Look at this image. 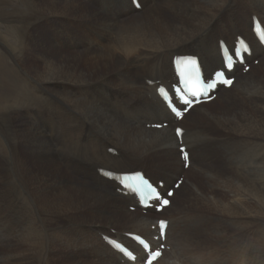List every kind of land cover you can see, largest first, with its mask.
I'll list each match as a JSON object with an SVG mask.
<instances>
[{"label": "bare ground", "instance_id": "obj_1", "mask_svg": "<svg viewBox=\"0 0 264 264\" xmlns=\"http://www.w3.org/2000/svg\"><path fill=\"white\" fill-rule=\"evenodd\" d=\"M245 1L0 0V264H142L125 233L156 234L165 215L171 249L154 264H264V47L250 17L264 23V0ZM227 28L259 65L235 69L229 89L177 122L148 79L174 81L173 56L192 51L211 74ZM149 158L154 180L185 176L156 217L130 210L135 199L100 173ZM118 225L141 260L105 242Z\"/></svg>", "mask_w": 264, "mask_h": 264}, {"label": "snow or ice", "instance_id": "obj_2", "mask_svg": "<svg viewBox=\"0 0 264 264\" xmlns=\"http://www.w3.org/2000/svg\"><path fill=\"white\" fill-rule=\"evenodd\" d=\"M131 3H133V5L136 8H140V0H131ZM261 42L264 43V40H262ZM224 51H225V46L221 43L220 55H221V60H222V69L220 71H216L214 73V76L221 86H226V87L230 88L234 83V79H231L228 77L233 76L234 64L237 62L242 64L243 62L238 61V60H233L230 63L229 62L230 57L225 56ZM232 55H236L235 51H233ZM174 63L177 67L178 74L182 78V82L184 83L185 86H188L190 81L186 76V69L184 67H181L182 64H186L188 66V70H190L191 72H193L195 74L196 80L201 85H203L199 90H191L190 89L192 99L185 98L181 94L179 88H173L172 89V96L175 97L176 102H178L180 104V108H182L183 111H180L178 108H176L174 105H172L169 102L171 100V97H168V93L165 91V89L163 87H158L156 89L157 93L160 95L161 99L164 100L166 106H168L170 108V110L172 112H174L177 117L183 118L185 112L192 109L195 106V104L203 102L200 99V97L207 96V98L209 100L214 98V97L208 95V92L210 90L216 89L217 83L211 82L213 80V75H211V74L208 75L207 77H202L199 61L194 56L177 57L175 59ZM247 70L248 69L245 68V71H247ZM221 78H223V79H221ZM205 80L208 82L205 83ZM149 83H152V82L149 81ZM161 126L162 125H159V124L154 125V127H157V128H159ZM175 133H176L177 137L181 138L179 140V143L182 144L183 143V140H182L183 130L177 128L175 130ZM178 151L181 154V156L185 162V166H188V160H189L188 152L185 151V149L183 147H179ZM107 175L111 176V173H108ZM115 179H119V178L116 177ZM123 179H125V180H128V179L142 180V176L140 173H136L133 176H124ZM145 183H147V182L145 181ZM148 186L151 187L150 184ZM127 187L130 188L131 186L129 185ZM160 187L162 188V185ZM176 187H179V185H176ZM153 190L155 191V189H153ZM133 191L135 192L137 190L133 189ZM172 196H173V192L170 190L164 191L163 194L160 191H156V195L153 198L154 204L152 206H155L158 211H163L167 206L170 205L171 201H170V199H168V197H172ZM153 228L158 229L157 235L153 237V240L157 243V247L154 249L149 247V245L145 244L144 240H142L139 236L134 237V239L139 241V243L144 248L145 254H144L143 259L145 261V264H154V261L161 258V256H162L161 249H163L165 247L163 241L166 240V229L168 228V222L166 220H160L158 222V224L153 225ZM111 243L113 245H115V247H117V248L120 247V245L116 244L115 241H111Z\"/></svg>", "mask_w": 264, "mask_h": 264}, {"label": "rangeland", "instance_id": "obj_3", "mask_svg": "<svg viewBox=\"0 0 264 264\" xmlns=\"http://www.w3.org/2000/svg\"><path fill=\"white\" fill-rule=\"evenodd\" d=\"M246 1L244 0V3H245ZM240 8L243 10V12L244 13H242L243 15L244 14H246V12H248V10H247V5H244L243 3H242V5L240 6ZM244 8V9H243ZM240 14V13H239ZM239 17H242V15H240ZM250 17L252 18V14L250 15ZM259 17V16H258ZM222 26H227V27H230L229 25H221V27ZM220 27V26H219ZM252 28V27H251ZM235 31H237V30H235V29H230V28H227V30H226V35H223L222 36V38H225V39H227L228 41H230L231 40V38H232V35L235 33ZM240 32H243L242 30L240 31ZM245 34V33H244ZM213 38H214V42H215V44H216V40H217V38H218V36L217 35H213ZM190 48H192V46L190 47ZM190 48L189 49H185V50H179V51H190ZM256 59H259V58H256ZM29 63H30V65L32 64H34L35 62H33V61H29ZM252 64H253V61L251 62ZM260 63V62H259ZM259 63L258 64H255L256 66L257 65H259ZM259 73H261L262 75H264V68H260L259 69ZM223 108V105L222 104H220V103H218V104H215V105H213L212 106V110L213 111H219V110H221ZM181 125H183V126H185L183 123H181ZM148 162V163H147ZM152 163V164H151ZM156 159H148L147 161H145V163L143 164V169H149L150 171H154L155 169H156ZM136 167H140L139 165L138 166H136V165H133V167H131L130 169H133V168H136ZM147 171V170H146ZM148 173H149V171H147ZM155 172V171H154ZM158 173H160V172H158ZM162 173V172H161ZM185 177V176H184ZM120 199V198H119ZM142 214H144V213H142ZM146 214H153V215H155V217H156V215L158 216L159 214H157V213H154L153 211H151V212H148V213H146ZM145 214V215H146ZM164 217H168L167 215H165ZM169 218V217H168ZM157 217L155 218V222H157ZM155 222H154V224H155ZM105 228V227H104ZM104 228L102 229V231H104ZM116 228V229H115ZM115 228H113V229H115V230H120L121 229V227L118 225L117 227H115ZM149 228V227H148ZM148 230V229H147ZM101 231V230H100ZM149 231H150V229H149ZM153 231H155V230H152V231H150V232H153ZM107 233H109V231L107 230L106 231ZM110 232H112V233H116V231H110ZM109 247V246H108ZM110 248V247H109ZM111 249V248H110ZM112 253H114V252H112L111 251V254ZM112 255H114V256H116L117 257V259H119V257L116 255V254H112ZM117 264H122L120 261H119V263H117ZM162 264H164V263H162Z\"/></svg>", "mask_w": 264, "mask_h": 264}]
</instances>
